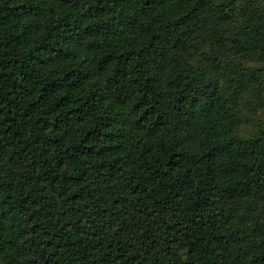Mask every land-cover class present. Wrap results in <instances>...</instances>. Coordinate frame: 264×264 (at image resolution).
<instances>
[{"label": "trees", "instance_id": "trees-1", "mask_svg": "<svg viewBox=\"0 0 264 264\" xmlns=\"http://www.w3.org/2000/svg\"><path fill=\"white\" fill-rule=\"evenodd\" d=\"M0 264H264V0H0Z\"/></svg>", "mask_w": 264, "mask_h": 264}]
</instances>
